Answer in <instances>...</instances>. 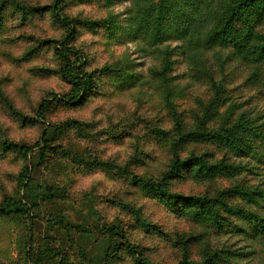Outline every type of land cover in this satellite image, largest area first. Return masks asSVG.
<instances>
[{"label":"clouds","instance_id":"9594fccd","mask_svg":"<svg viewBox=\"0 0 264 264\" xmlns=\"http://www.w3.org/2000/svg\"><path fill=\"white\" fill-rule=\"evenodd\" d=\"M0 264H264V0H0Z\"/></svg>","mask_w":264,"mask_h":264}]
</instances>
